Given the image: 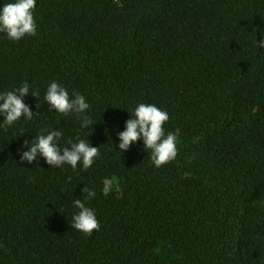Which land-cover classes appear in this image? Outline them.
Here are the masks:
<instances>
[{
    "label": "trees",
    "instance_id": "obj_1",
    "mask_svg": "<svg viewBox=\"0 0 264 264\" xmlns=\"http://www.w3.org/2000/svg\"><path fill=\"white\" fill-rule=\"evenodd\" d=\"M34 15L35 36L0 33V91L39 96V115L0 127V264H264V0H37ZM51 81L86 97L94 127L48 111ZM138 103L180 132L159 168L140 141L118 152ZM49 129L65 147L91 133L92 167L21 163ZM85 184L91 235L70 225Z\"/></svg>",
    "mask_w": 264,
    "mask_h": 264
},
{
    "label": "clouds",
    "instance_id": "obj_2",
    "mask_svg": "<svg viewBox=\"0 0 264 264\" xmlns=\"http://www.w3.org/2000/svg\"><path fill=\"white\" fill-rule=\"evenodd\" d=\"M37 0H0V33L9 40L19 41L26 35L37 34V21L34 15ZM264 44V41H260ZM39 99L36 90L27 81L22 82L13 90L0 91V127L11 126L22 117L32 120L39 113H34L31 106L25 102L28 96ZM44 101L48 104V111L62 115L75 114L79 119L81 129L93 127V120L88 110L90 104L86 97L80 93H69L68 89L51 81L45 90ZM40 105L38 104L37 107ZM131 118L125 121L124 129L117 131L118 149L120 153L126 152L130 147L140 141L147 153H150L151 164L159 168L173 160L178 155L180 132L166 131V122L169 113L151 103H138L133 109L127 110ZM91 134V133H90ZM77 137L69 140L68 146H62L60 139L63 133L59 129H49L45 133L26 140L18 153L21 163L32 164L43 159L49 167L62 169L65 165L76 170L78 165L83 170H88L100 155V147L93 146L88 139ZM31 141V142H29ZM115 184L111 178L102 181L100 192L108 196L113 192ZM83 199L76 198L72 201L77 211L72 216L71 228L85 235L99 231L100 222L96 210L88 202L97 196L95 188L84 185L81 189Z\"/></svg>",
    "mask_w": 264,
    "mask_h": 264
}]
</instances>
